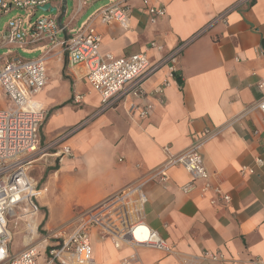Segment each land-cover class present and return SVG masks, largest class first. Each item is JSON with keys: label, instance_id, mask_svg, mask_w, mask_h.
Instances as JSON below:
<instances>
[{"label": "crops", "instance_id": "obj_1", "mask_svg": "<svg viewBox=\"0 0 264 264\" xmlns=\"http://www.w3.org/2000/svg\"><path fill=\"white\" fill-rule=\"evenodd\" d=\"M93 3L78 0L69 15L67 7L64 37L102 7L87 15ZM129 5L128 22L95 23L101 52L116 57L147 53L156 64L186 43L174 68L180 81L168 63L143 80L140 97L126 93L100 111V96L85 79L71 74L60 49L51 50L47 86L33 100L36 107H50L30 169L40 188L39 224L48 216V226L54 228L58 224L52 212L59 209L60 227L73 220L69 234L61 232L68 237L78 228L80 213L144 182L142 219L170 251L117 247L93 229V264H219L206 259V252L222 253L230 264H251L253 259L264 264V166L256 163L264 159V121L256 108L264 96L258 87L264 81V0H151L166 10L155 23L142 0ZM153 42L163 49L151 48ZM27 49L22 51L42 55L39 46ZM159 88L163 93H156ZM54 89L62 92L50 94ZM77 93L85 94L81 104L72 101ZM196 144H201L213 184L230 195L229 202L213 189L202 193L201 181L192 191L183 190L192 179L182 166L171 168L167 180L152 179L168 156ZM63 146L72 154L58 163L56 151ZM243 167L256 172L243 175ZM22 233L26 235L25 227ZM28 237L31 243L37 240L32 233Z\"/></svg>", "mask_w": 264, "mask_h": 264}, {"label": "built area", "instance_id": "obj_2", "mask_svg": "<svg viewBox=\"0 0 264 264\" xmlns=\"http://www.w3.org/2000/svg\"><path fill=\"white\" fill-rule=\"evenodd\" d=\"M129 1L109 0L106 6L63 37L64 28L59 25L57 17L63 0H0V17L14 9L25 11L24 15L13 16L4 30H0V92L10 101L7 108H0V264H93V229L101 230L117 247L128 244L170 251L159 233L142 219L147 196L143 190L144 182H140L80 213L78 228L70 236H46L42 239L41 250V243L37 239V242L26 244L25 251L16 255L10 253L13 238L10 218H15L17 224L23 222L26 233L40 234V208L36 203L40 191L37 182L30 177V169L41 147L40 132L47 113L43 108L36 107L33 100L47 86V60L51 50L60 49V53L68 58L71 74L78 79H85L91 90L100 96V111L111 108L126 93L140 97L143 80L161 66L170 63L172 71L176 72L175 65L186 43L156 64H151L147 53L116 57L101 52L102 36L95 23L128 22L131 17ZM142 1L153 23L166 16L164 8L151 5V0ZM46 4L55 7L56 11L48 10L36 17L38 7ZM29 45L42 48V55L28 60L14 54L16 48L28 51ZM150 47L163 49L155 42ZM258 87L263 90L264 81ZM156 93H163V88L157 89ZM84 98V94L77 93L73 103L81 104ZM256 108L264 121V96ZM146 114L143 112L142 116ZM200 148L201 144H196L183 153L168 156L152 172V179L167 180L171 168L182 166L192 179L182 187L183 190L190 192L201 181L202 193L213 189L222 195L224 201L229 202L230 195L223 193L219 185L213 184ZM71 154L69 146L59 148L56 151L58 163ZM256 163L263 167L264 159L257 158ZM255 172L251 167L241 169L243 175ZM205 256L211 262L230 264V260L222 253L206 252ZM250 262L262 264L260 259Z\"/></svg>", "mask_w": 264, "mask_h": 264}, {"label": "rangeland", "instance_id": "obj_3", "mask_svg": "<svg viewBox=\"0 0 264 264\" xmlns=\"http://www.w3.org/2000/svg\"><path fill=\"white\" fill-rule=\"evenodd\" d=\"M87 1L93 3L94 0H87ZM95 1L96 2L93 3V6L91 7V10H89V12H87V15L90 14L95 8H97L99 6L104 7V6H106L109 3V0H95ZM77 2H78V0H68V3H67V7H68V13L67 14L68 15L71 14L74 11ZM44 13H46V12L39 10V11L36 12V17L40 16V15H43ZM17 14H23L24 15L25 11L20 10V9H14V10L6 13V14H3L0 17V30L3 31L5 26H6V24H7V22L13 16H15ZM34 19H35V17H34ZM79 24H80V22L78 23V25ZM63 37H64V34H63ZM16 52H17V54L19 56H21V57H23L25 59H35V58H37L38 56L41 55L40 52L26 53V52H23L22 50H16ZM52 75H54V74H52ZM83 88H84V91L87 94V96H91L92 95L89 92V88H88V86L86 84H85V86ZM60 92H62L61 89H54L52 92H50V94H53V93L57 94V93H60ZM9 102H10L9 99L5 95H3V93H0V106H4V104H7L6 106L3 107V108H7ZM43 108L46 111L47 116H48V113L50 111V107L49 106H44ZM45 123H46V121H45ZM45 123H44V125H45ZM37 188H38V190H40L39 187H37ZM52 213H53L54 221L58 225H55L54 228H52L51 226L49 227L48 226L49 217L45 215L46 216L45 217V221L40 225V228H39L40 234L44 235V236H53V235H56V234L60 235L61 232L65 233L66 231L68 232L67 234H69V231H71V229H73V222H72L73 220L70 223H68V225H66L63 228V227H60L62 225V221L59 218L60 217V210L59 209H54ZM14 219L15 218H13V219L10 218V220H9L10 221V223H9L10 224V228L12 230V233L14 234L13 242L11 244V253L12 254H15V253L19 254V253L25 251L26 246H24V244L25 245L29 244L28 242H30L29 241L30 238L28 237V235H30L31 233L30 234L26 233V235H24L22 233V230L25 227L24 223L23 222H19L17 224V222ZM76 220L78 221V218ZM59 223H61V224H59ZM71 223H72V225H71ZM68 228H70V229L68 230ZM41 240H42V238H41ZM37 241L40 242L39 240H37ZM42 246L43 245L39 246L40 250L42 249L41 248Z\"/></svg>", "mask_w": 264, "mask_h": 264}, {"label": "water", "instance_id": "obj_4", "mask_svg": "<svg viewBox=\"0 0 264 264\" xmlns=\"http://www.w3.org/2000/svg\"><path fill=\"white\" fill-rule=\"evenodd\" d=\"M67 3H68V0H63V4H62V8H61V14H60L59 19H58L59 25L61 27H63V19H64L65 15H66ZM38 9L41 10V11H44V12L48 11V10H50L51 12L56 11V8L55 7H51L50 4H46L44 6H40V7H38Z\"/></svg>", "mask_w": 264, "mask_h": 264}, {"label": "trees", "instance_id": "obj_5", "mask_svg": "<svg viewBox=\"0 0 264 264\" xmlns=\"http://www.w3.org/2000/svg\"><path fill=\"white\" fill-rule=\"evenodd\" d=\"M178 72H175L174 73V75H175V77L176 78H178V80L180 81V79H179V77H178V74H177ZM69 102H66V103H64V104H62V105H60V106H58L57 108H55V109H59V108H61V107H63L64 105H66V104H68Z\"/></svg>", "mask_w": 264, "mask_h": 264}, {"label": "bare ground", "instance_id": "obj_6", "mask_svg": "<svg viewBox=\"0 0 264 264\" xmlns=\"http://www.w3.org/2000/svg\"><path fill=\"white\" fill-rule=\"evenodd\" d=\"M34 236H36L37 237V239L39 238L37 235H36V233H32ZM41 245H43V243H41V244H39V246H41Z\"/></svg>", "mask_w": 264, "mask_h": 264}]
</instances>
